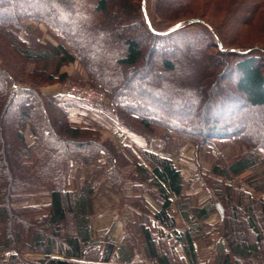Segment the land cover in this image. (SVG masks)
<instances>
[{
  "label": "trees",
  "instance_id": "obj_1",
  "mask_svg": "<svg viewBox=\"0 0 264 264\" xmlns=\"http://www.w3.org/2000/svg\"><path fill=\"white\" fill-rule=\"evenodd\" d=\"M184 1H156L157 16L169 17L167 27L157 29L141 0H119L112 9L111 0H0V264H108L114 254L111 238L96 239L91 232V182L102 174L120 185L117 167L130 160L104 128L71 124L62 99L49 93L72 76L74 62L110 97L119 125L152 135L163 129L189 132L200 147L232 142L244 147L231 161L212 165L222 181L210 180L211 199L198 207L178 205L184 229L169 211L173 198H183L182 176L172 160L142 150L147 169L123 147L134 166L130 176L137 186L145 183L159 205L153 209L138 201L149 256L174 264L178 242L191 262L193 240L219 202L227 255L236 264L242 258L264 264V198L258 195L264 179L250 181L253 192L224 183L264 162L258 152L264 137H256L264 122V45L231 46L205 17L173 18ZM229 12L264 37V0H232ZM24 18L43 21L56 43L35 36L28 46L19 37ZM189 19L199 28L191 29ZM164 77L171 80L160 82ZM72 165L86 171L77 191L65 181ZM42 192L49 202L36 216L39 206L27 202ZM127 244L117 247L116 262L131 264L133 246ZM23 251L43 257L29 259Z\"/></svg>",
  "mask_w": 264,
  "mask_h": 264
},
{
  "label": "rangeland",
  "instance_id": "obj_2",
  "mask_svg": "<svg viewBox=\"0 0 264 264\" xmlns=\"http://www.w3.org/2000/svg\"><path fill=\"white\" fill-rule=\"evenodd\" d=\"M133 3V0H128ZM138 1V0H134ZM157 0H141V5L143 7L144 13L148 20L157 29H164L168 25L167 19L169 17L165 16L167 19H162L157 16L155 12ZM111 9L116 5L115 2L119 4V0H111ZM232 0H188L183 2L184 5L177 6V10H173V18L183 19L185 17L192 16H202L210 20L216 28L220 31V35L224 43H229L231 46H236L240 44H262L264 45V37L257 35L255 33V25L245 26L244 24L239 25L236 23L230 15V4ZM187 5V6H186ZM181 7V8H180ZM133 9V7H132ZM168 14V13H167ZM24 27L19 32V37L25 41L28 46L35 44V36L39 37V41L43 42L48 39L53 44L56 43L47 31V26L43 21L33 20L31 18H24L22 20ZM258 24L256 27H258ZM26 27V28H25ZM191 29L199 28L196 22H191ZM28 28V30H26ZM148 59V58H147ZM7 62V60H5ZM155 62V58L147 60L146 64L148 68ZM146 65V66H147ZM71 74L68 80L61 82L54 86L53 90L49 92L50 94H57L62 99L65 104V108H76L84 112H88L91 115L102 117L107 123L101 124L97 120L92 118H86L78 122L81 126L90 127H102L105 129L104 134L110 137L118 148H121L125 156L130 160V163L125 165H120L117 167L118 176L123 182L119 185L109 182L105 175L96 176L92 182V204L93 212L90 215L92 235L96 239H104L105 237L111 238L115 243L114 254L108 264H122L116 262L114 259L118 255L117 247L127 241L128 246L132 244L131 248V264H160L156 259L149 256L147 249L143 244V236L141 227L139 226L142 219H144L143 211L141 209L140 203L143 199L153 209H157L159 206L157 202L152 198L149 192L148 186L145 183L137 186L130 174L134 170V166L131 163V156L128 154L124 146H127L135 155V160L141 162L149 169V164L141 156L142 150H147L154 152L163 156H166L172 160L175 167L180 171L182 176L183 184V198L176 199L173 198L172 205L169 208L171 213H174L177 226L183 228L182 220L178 216V208L180 203H186L190 205L203 204L211 199L213 195V190L211 188V179H217L222 181V178L215 176L211 171L212 165L215 161H231L236 157L244 147L235 142L223 144L219 143L216 147H211V145L198 146V140L195 136L189 132L166 129L159 130L157 134H147L140 127L134 126V128H128L117 123L116 113L112 110L111 99L109 96L106 97L105 104L101 109H91L84 106L79 101L75 100L73 97L65 91L66 84L77 83L83 85H90L89 77L86 71L79 66L76 62L71 65ZM32 63L27 64V68L30 69ZM147 68V69H148ZM178 73V71H176ZM173 71L168 74V76L173 75ZM139 80L146 82L145 77H139ZM170 77H164L160 80L169 81ZM159 83V81H158ZM94 87V86H92ZM97 88V87H95ZM99 89V88H98ZM101 90V89H100ZM256 108V107H255ZM253 108V109H255ZM252 109V108H251ZM252 109V110H253ZM259 110V109H258ZM70 117V116H69ZM81 117V115H79ZM81 118H84L83 116ZM73 119V118H72ZM69 120V118H68ZM262 121V120H261ZM69 122L75 125V122L69 120ZM262 123V124H261ZM114 124L115 128H109L106 125ZM258 134L256 137H264V122H259ZM119 127H124V132L120 130ZM256 130V132H257ZM117 131V133H116ZM143 142V143H142ZM142 143V144H141ZM259 155H264V149H258ZM85 169L80 166L72 165L68 174L66 175L65 181L67 186L72 190L77 191L79 188V181L85 174ZM255 178V179H254ZM258 178V179H257ZM264 179V162L260 165H256L250 169H247L237 177L232 179H226L224 183H228L232 186H238L241 189L253 192L249 183L251 180L259 181ZM260 192L258 195H260ZM132 200V201H131ZM49 202V196L42 192L29 202L28 205H35L42 207ZM145 203V204H146ZM179 211V210H178ZM41 213H45L43 209L40 208L39 214H34L38 216ZM216 216V213H214ZM3 222L0 220V231L2 232ZM175 248L178 251L176 261L174 264H188V257L184 253L182 245L180 243L175 244ZM10 252L4 253V255ZM23 256L29 259L42 258L41 253H35L31 251H23Z\"/></svg>",
  "mask_w": 264,
  "mask_h": 264
},
{
  "label": "crops",
  "instance_id": "obj_3",
  "mask_svg": "<svg viewBox=\"0 0 264 264\" xmlns=\"http://www.w3.org/2000/svg\"><path fill=\"white\" fill-rule=\"evenodd\" d=\"M69 113V120L72 122H75L76 126H80L78 122L81 120H84L86 118H92L98 121V123L104 124L107 123L102 117H98L95 115H91L88 112H84L82 110H78L76 108H68ZM83 116L84 118L79 117ZM73 118V119H72ZM114 124L106 125L109 128H115V126H112ZM82 126V125H81ZM122 133L124 132V127H119ZM125 133V132H124ZM143 143V142H142ZM141 143V144H142ZM260 197L264 198V192L259 195ZM172 205V203H171ZM193 206L198 207L200 204H193ZM159 208V206H157ZM157 208V209H158ZM178 216L182 220L183 224L185 223V226L183 229L187 226V222L182 218L180 215V211H178ZM216 213V216L214 215ZM220 217L217 209L216 212L211 213L207 218L203 219V226L202 229L198 230V234L196 236V239L193 240L192 243V261L189 262V257L186 255V258L188 259V264H226V261L228 264H236L234 261H232V258L227 255L228 248L226 246V243L221 239V230H220ZM192 224L198 225L199 221H193ZM181 244V243H180ZM183 248V247H182ZM185 253V252H184ZM242 264H260L255 258H251L248 260V258L243 259L242 258Z\"/></svg>",
  "mask_w": 264,
  "mask_h": 264
},
{
  "label": "built area",
  "instance_id": "obj_4",
  "mask_svg": "<svg viewBox=\"0 0 264 264\" xmlns=\"http://www.w3.org/2000/svg\"><path fill=\"white\" fill-rule=\"evenodd\" d=\"M65 87V91L70 97H73L86 107L97 110L101 109L105 104L106 95L98 88L77 83H68Z\"/></svg>",
  "mask_w": 264,
  "mask_h": 264
},
{
  "label": "water",
  "instance_id": "obj_5",
  "mask_svg": "<svg viewBox=\"0 0 264 264\" xmlns=\"http://www.w3.org/2000/svg\"><path fill=\"white\" fill-rule=\"evenodd\" d=\"M195 21H196V19H189V22H195ZM217 44H218V47H221L220 42H217ZM215 206H216V209H217L220 217H222L223 216V208H222L221 204L219 202H216Z\"/></svg>",
  "mask_w": 264,
  "mask_h": 264
}]
</instances>
